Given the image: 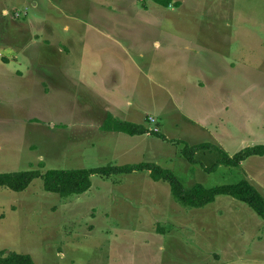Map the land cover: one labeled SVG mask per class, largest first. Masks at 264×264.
Masks as SVG:
<instances>
[{"label":"rangeland","instance_id":"rangeland-1","mask_svg":"<svg viewBox=\"0 0 264 264\" xmlns=\"http://www.w3.org/2000/svg\"><path fill=\"white\" fill-rule=\"evenodd\" d=\"M170 1L0 0V173L152 163L186 189L247 180L264 194V157L206 171L219 153L182 154L264 145V0ZM110 112L167 140L106 133ZM146 175H95L67 197L40 178L0 187V260L264 264V220L249 205L222 195L186 207Z\"/></svg>","mask_w":264,"mask_h":264},{"label":"trees","instance_id":"trees-1","mask_svg":"<svg viewBox=\"0 0 264 264\" xmlns=\"http://www.w3.org/2000/svg\"><path fill=\"white\" fill-rule=\"evenodd\" d=\"M160 4L169 6L170 0H157ZM105 131H115L130 136L151 134L152 132L145 126L115 119L109 115L103 125ZM156 136L165 139L160 133L154 132ZM217 152L220 155L215 165L205 168L206 171H215L220 166L237 168L251 157H264V145L245 147L230 156L220 147L211 143L199 145H185L182 150L184 158L191 164H198L196 158L198 152ZM148 171L154 182H168L173 197L183 206L192 208H203L213 203L218 196L226 195L235 200L249 205L264 220V196L249 181L243 180L237 184L224 185L214 188H206L202 184H196L191 189H186L183 183L175 174L168 169L157 164L138 163L124 166L108 165L105 167L92 169L75 170H30L22 172L0 173V187L22 192L26 190L35 179H42L44 190L61 197L81 195L88 192L92 186V177L99 175L103 178H110L116 175L132 174L134 172ZM0 264H36L29 255H11Z\"/></svg>","mask_w":264,"mask_h":264},{"label":"crops","instance_id":"crops-1","mask_svg":"<svg viewBox=\"0 0 264 264\" xmlns=\"http://www.w3.org/2000/svg\"><path fill=\"white\" fill-rule=\"evenodd\" d=\"M158 45V44H157ZM73 95H77V94H73ZM107 112H108V110H106ZM116 111H119L118 109H116ZM109 115H112L115 119H118L115 115H113L111 112H110V114ZM109 115L105 118V120L102 122V124H100L99 126L101 127V130H103V125H104V123H105V121L107 120V118L109 117ZM118 115H121V114H118ZM123 116H127V115H125V114H122ZM120 120V119H119ZM121 121H126V122H130L129 120H125V118L124 119H121ZM131 123V122H130ZM135 124V123H134ZM141 125V124H140ZM148 129H150V128H148ZM103 131H105V130H103ZM106 133H112V134H114L115 133V131H105ZM119 133V132H118ZM152 134H145V135H139V136H143V137H149V136H151ZM138 136V135H137ZM142 137V138H143ZM250 159V158H249ZM248 159V160H249ZM245 161V162H250V161ZM244 163V162H243ZM242 163V164H243ZM241 164V165H242ZM143 172H147V171H143ZM262 172H264V168H263V170H262ZM134 173H138V174H140V173H142V172H134ZM144 174H146V173H144ZM146 176H149L150 177V173L148 172V175H146ZM263 176H264V174H263ZM151 178V177H150ZM147 179H148V177H147ZM263 181H264V179L263 178H260V182H261V184H262V187H264V183H263ZM153 182V181H152ZM155 183H159V182H155ZM263 196H264V194H263Z\"/></svg>","mask_w":264,"mask_h":264},{"label":"built area","instance_id":"built-area-1","mask_svg":"<svg viewBox=\"0 0 264 264\" xmlns=\"http://www.w3.org/2000/svg\"><path fill=\"white\" fill-rule=\"evenodd\" d=\"M151 122H154V119L153 118H150ZM154 132H158V129H156V131Z\"/></svg>","mask_w":264,"mask_h":264},{"label":"clouds","instance_id":"clouds-1","mask_svg":"<svg viewBox=\"0 0 264 264\" xmlns=\"http://www.w3.org/2000/svg\"><path fill=\"white\" fill-rule=\"evenodd\" d=\"M151 132H154V131H151Z\"/></svg>","mask_w":264,"mask_h":264}]
</instances>
